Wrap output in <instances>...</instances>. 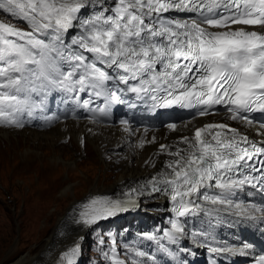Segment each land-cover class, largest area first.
Segmentation results:
<instances>
[{
  "label": "snow or ice",
  "instance_id": "6c2138e0",
  "mask_svg": "<svg viewBox=\"0 0 264 264\" xmlns=\"http://www.w3.org/2000/svg\"><path fill=\"white\" fill-rule=\"evenodd\" d=\"M3 15L24 26L0 19V127L21 129L37 113L46 123L58 120L45 114L54 94L99 123L133 93L149 111L194 110L187 123L223 109L260 137L250 139L223 122L194 126L191 136L160 145L156 155L168 157L163 167L125 198L91 197L81 204L76 224L89 228L137 207L141 196L160 194L171 205L170 229L144 239L175 260L164 241L178 245L190 217L202 214L210 228L224 215L264 221V207L238 200L246 188L264 193V122L250 118L264 114V0H0ZM120 123L130 131L127 120ZM166 126L177 130L175 123ZM82 239L57 264H77ZM192 239L205 246L215 237L193 231ZM248 248L209 251L245 257ZM99 250L109 264H159L132 246L121 260L115 240L108 251ZM254 264H264V255Z\"/></svg>",
  "mask_w": 264,
  "mask_h": 264
},
{
  "label": "rangeland",
  "instance_id": "374dc122",
  "mask_svg": "<svg viewBox=\"0 0 264 264\" xmlns=\"http://www.w3.org/2000/svg\"><path fill=\"white\" fill-rule=\"evenodd\" d=\"M7 18L11 23L21 25V22ZM1 19L8 22L6 18ZM21 133V129L10 132V139L14 136L21 138ZM61 142L67 147L66 149L60 146ZM61 142L55 145V148L46 147L49 153L42 150L37 156L49 163L51 157L48 156L51 154H54L53 156L61 154L63 159L76 157L73 154L76 150L64 144L67 140L63 142L61 139ZM25 145L27 143L20 139L18 143L7 144L4 148H0V264H15L22 258L32 259L47 244L50 235L57 227L56 223L65 213L67 221L65 224H59V233L52 246L70 243L74 238H78L82 231L72 223L77 218L79 209V206H76V210L74 208L77 202L75 200L84 201L90 188L100 191L101 188L111 187V184L116 183L115 181L126 173L128 167L134 169L131 162L128 165L118 162L123 159L117 155L118 151L114 152L117 157H113L115 159L113 164L109 161H113L109 156L104 157L103 160L92 157L93 151L88 147L91 158L83 156L80 158L81 154L77 155L78 157L74 158L77 166L71 164L72 170L68 172L69 174L64 169H59V166L46 171L42 170L47 168L45 165L40 171L39 166L29 163L34 156ZM82 147L79 146L80 150ZM14 150H18L15 151L17 153L15 159ZM28 157L30 159H27ZM80 160L85 162L80 163ZM54 161L64 167L68 166L66 161L63 162L58 157ZM61 195L67 196L66 200L63 198L64 202L60 199ZM142 204L145 208L153 207V203L147 200ZM148 210L153 211V208ZM150 223L149 214L141 212L126 215L120 222L112 219L99 221L96 225L87 228L81 236L83 239L80 240L81 255L78 256V264H109L99 249L102 247L104 251H108L112 240L116 241L119 258L128 259L125 255L126 246H132L137 229H144ZM68 226H72L73 229L67 233L64 230ZM101 239L105 242L103 245L98 243Z\"/></svg>",
  "mask_w": 264,
  "mask_h": 264
},
{
  "label": "bare ground",
  "instance_id": "6f19581e",
  "mask_svg": "<svg viewBox=\"0 0 264 264\" xmlns=\"http://www.w3.org/2000/svg\"><path fill=\"white\" fill-rule=\"evenodd\" d=\"M208 118L225 120L233 123L236 127H240L242 130H244L247 133L252 131L257 133V129L253 130L251 126H248L241 122L232 121L228 119V115L221 117V114L211 117L209 116L204 118H197L196 120H192L191 123H187L189 120L176 122L175 123L177 125L176 131L169 130L167 126L160 128L159 130H147V132H145V129L131 128L129 126L130 131H125L124 125L107 126V125L91 123L88 120H67V121L58 122L53 126H50L49 128H42V129L34 126L33 127L24 126L23 128H21L22 130L21 138L20 136L18 137L14 136L12 139H10V135H9L10 132H15L16 129H0V148H4L7 144L11 145V143L12 144L18 143L19 140L21 139L22 142L27 143L25 147L29 148L32 151L31 154L34 156L32 160L29 157L27 158L30 159L29 163L32 164L33 166H39L38 170L40 171H41V167L46 165L47 168H44L42 170L49 171L53 167L59 166V169H64L65 172L68 173L70 172V170H72V165L77 166L75 164L76 161L74 160V158L78 157L80 154H81L80 158L81 156L89 159L91 158V156H89L91 152L90 149L93 151L92 157H96V159L102 158L103 160L104 157H108V156L109 158L113 159V157L116 156L114 152L118 151L119 154L117 155H120L123 158L120 159V161H118L119 163H125L128 165L131 162L130 164L134 166V169L128 167L126 173L123 174L118 181H115L116 183L111 184V187L105 189L101 188L100 191L92 190L90 188L86 194L84 201L80 202L79 204H77V202L75 203L74 208L76 210V206L78 207L83 203H87L91 197H109L113 199H118L119 196H121V194L123 193L125 188L132 185L139 178L148 176V174L153 169L160 167L168 159L166 155L163 154L156 155V153L159 151L160 145L162 144L168 145L173 140L180 139L181 136H185V135L190 136V134L194 130V126L200 125L205 119ZM186 124L187 126H185ZM23 131L27 132L29 135H27ZM61 139H63V142L67 140V143L64 144L68 145L70 148L72 147L71 149L76 150L73 152V154H75L76 157H74L73 159H63V157H61V154H59L58 156H53L54 154H51L50 156H48L51 157V163H49L47 160H42L40 157L37 156V153L42 150H45L46 153H49L46 147H54L55 145H58L61 142ZM141 139L145 141L144 147H139ZM153 139L155 140V143H150L149 141H152ZM60 146H63L65 149L67 148L65 145L62 144V142ZM79 146H83L81 150ZM15 151L18 150L13 151L14 159L17 158L16 157L17 153ZM57 157L63 162L66 161L68 166L64 167L60 165L59 162L54 161V159H56ZM114 160L115 159H113V161L112 160L109 161L113 162L114 164L115 163ZM80 161H81L80 163L85 162L84 160H80ZM149 161L154 162L155 167H153L152 163H149ZM78 170L79 168L77 169V171ZM63 198H65L66 200L67 196L66 195L60 196L61 201L64 202L65 200ZM148 202L153 203V207H147V209L153 208V211L149 212L150 213L149 219L152 222L151 224L152 227L155 228V231H157L158 227L162 229L167 228L168 224L167 223L165 224V218L169 217V209H170L169 201L166 200V202L164 203V201L155 198V199H151ZM166 203L167 206H165ZM245 204H254V203L247 201L245 202ZM132 209L133 208H130L128 211ZM128 211L120 212L116 216L111 218L114 219L117 216L126 214ZM148 211L149 210H147V212ZM59 220L56 223L55 226L57 227L54 230V232L50 235L47 244L32 259L22 258L15 264H57V261L61 255L60 252L68 245L74 244V242L77 239H79L83 235V233L86 232L87 230V228H85L83 225H79L76 224L75 222H72L74 225L80 227L82 231L80 232L79 237L74 238L70 243H62L59 245L52 246L53 242H55L56 240L57 234L59 233V229H58L59 224L61 223L65 224V222L67 221L66 213L64 214V217H61ZM72 229H73L72 226H68L64 231H67L68 233L71 232ZM218 241L220 243L219 245L224 244V240L219 239ZM192 243L194 242H190L188 243V245ZM245 244L250 245V243L246 240L236 241L233 243L232 242L226 243V245L228 246L234 245V247H241Z\"/></svg>",
  "mask_w": 264,
  "mask_h": 264
}]
</instances>
